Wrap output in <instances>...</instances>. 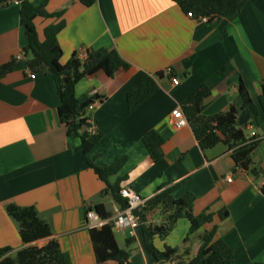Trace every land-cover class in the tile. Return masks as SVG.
I'll use <instances>...</instances> for the list:
<instances>
[{
    "label": "crops",
    "instance_id": "obj_1",
    "mask_svg": "<svg viewBox=\"0 0 264 264\" xmlns=\"http://www.w3.org/2000/svg\"><path fill=\"white\" fill-rule=\"evenodd\" d=\"M29 2L35 6L46 2L47 13L63 12L60 18L34 20L40 39L46 26L64 21L57 35L61 65L80 50L102 49L116 51L130 66L112 78L98 72L75 86L80 104L92 91L102 98L88 113L95 131L103 135L89 158L101 167L126 158L109 183L123 179L120 188L128 186L146 200L173 186L174 199L195 197V216H213L193 234L188 221L178 220L167 237L153 240L154 246L178 249L177 255L187 263L195 257L201 235L214 231L213 241L226 242L236 264H264V197L259 190L264 177V112L258 102L264 88V0H248L236 15L214 27L188 18L172 0H96L91 7L77 0ZM19 6L16 0L0 2V66L15 57L22 60L0 79V249L22 247L18 224L7 206L34 207L52 232L34 245L55 240L64 264H97L90 241L97 229L89 228L85 211L100 205L113 216L121 208L83 163L80 140L68 142L57 115L53 79L27 70L21 55L26 39ZM169 68L175 71L177 85L172 79L159 82L158 90L128 113V91L144 76ZM201 85L210 90L200 106L204 116L224 114L234 106L237 128L245 137L253 134L262 140L247 171L235 165L226 145L203 150L188 124L174 128L171 112ZM149 131L164 141L158 162L142 143ZM223 211L227 217L220 219ZM146 218L151 224L161 220L157 213ZM114 237L129 253L127 264H155L143 248L140 228L133 237L127 230Z\"/></svg>",
    "mask_w": 264,
    "mask_h": 264
},
{
    "label": "trees",
    "instance_id": "obj_2",
    "mask_svg": "<svg viewBox=\"0 0 264 264\" xmlns=\"http://www.w3.org/2000/svg\"><path fill=\"white\" fill-rule=\"evenodd\" d=\"M6 0H0L1 3ZM19 3L20 23L24 30L26 45L21 49L26 68L32 74L48 75L55 84L56 94L59 100L57 115L61 124L66 128L68 142L74 138L80 140L81 158L93 174L104 184L105 192H109L114 201L121 209L125 208L127 201L120 194V182L109 183V178L115 176L126 162L121 157L113 164L101 167L97 166L89 158V152L103 138L102 133H88L86 130L90 118L85 117V110L92 102L91 97L80 104L75 97L76 84L85 77H90L102 72L106 77L112 78L119 71H128L130 66L116 51L96 50L88 51L85 58L79 56V52L73 54L65 64H60L62 55L57 41V35L64 28V21L50 24L43 29V38L40 39L34 25L38 17L50 19L60 18L63 12L47 13L46 2L35 6L29 0H16ZM84 7H91L96 0H77ZM248 0H172V2L183 12L191 13L193 19L206 17L212 27L220 20L236 15ZM22 63L21 58H12L6 64L0 66V79L12 72ZM175 78L172 68L167 71H159L153 76H144L126 94L127 112L132 113L139 108L159 88L158 83L163 80ZM242 96V90L239 91ZM210 95V90L201 85L192 92L181 105L183 114L190 126L192 133L201 149H210L219 143L227 146L231 158L237 167L247 171L250 165V157L262 142L257 137H245L237 128L236 109L231 106L228 112L215 116H204L200 106L203 99ZM258 102L264 112V88L258 96ZM246 106V102H243ZM142 143L154 162L163 157V139L155 131H149L142 138ZM251 173L257 176V172ZM175 187L165 186L147 200L145 206L135 211L140 217V230L143 248L150 255L155 264H236L231 247L223 240L213 241L214 231L205 232L201 235V245L195 257L185 263L178 256V249L164 246L158 250L153 240L164 239L171 232L178 220L184 219L189 224V234H193L201 227L212 222V215L193 214V203L195 197L186 195L174 199L172 191ZM260 193L264 197V185L260 187ZM100 217L107 219L111 217L104 208L97 205L92 208ZM8 215L13 218L19 227V237L22 247L16 251L6 247L0 249V264H64V256L55 240H49L42 247L33 243L49 239L51 229L47 223L40 220L34 207L21 208L8 205ZM157 213L160 222L151 224L147 220L149 214ZM220 219L227 217L223 211L218 214ZM90 241L97 264L113 261L116 264H127L129 253L120 249L111 231L110 226L90 234Z\"/></svg>",
    "mask_w": 264,
    "mask_h": 264
},
{
    "label": "built area",
    "instance_id": "obj_3",
    "mask_svg": "<svg viewBox=\"0 0 264 264\" xmlns=\"http://www.w3.org/2000/svg\"><path fill=\"white\" fill-rule=\"evenodd\" d=\"M188 18H193L191 13H186ZM197 23H207L208 19L206 17H198L195 19ZM86 52L83 50L79 51V56L85 58ZM30 78H35L34 75H30ZM173 85H177L178 81L176 78L171 80ZM92 102L86 108L85 117H88V113H90L94 108L98 107L102 103V98L97 97L96 91H92L90 95ZM89 97V98H90ZM171 117L173 118V126L176 129L182 128L187 125V120L183 114L182 108L179 106L175 108L171 112ZM88 133L94 134L96 131L91 122V119L88 121V126L86 128ZM250 137H255L252 134ZM227 182H231V177H228ZM260 185H264V177L260 181ZM120 196L127 201V205L125 208L118 211L115 215L103 219L100 217L92 208H88L85 211L86 220L89 228L100 230L105 226H110L111 231L113 233H119L124 230L129 232V235L133 237L135 235V231L140 227V217L135 213V211L139 208L145 206L147 200L140 197L137 193H135L130 187L123 186L119 191Z\"/></svg>",
    "mask_w": 264,
    "mask_h": 264
}]
</instances>
